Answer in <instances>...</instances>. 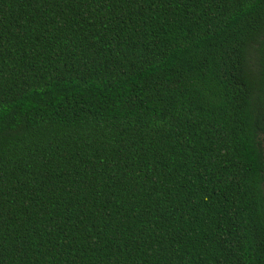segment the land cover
Wrapping results in <instances>:
<instances>
[{"label":"trees","instance_id":"16d2710c","mask_svg":"<svg viewBox=\"0 0 264 264\" xmlns=\"http://www.w3.org/2000/svg\"><path fill=\"white\" fill-rule=\"evenodd\" d=\"M0 264H264V0H0Z\"/></svg>","mask_w":264,"mask_h":264}]
</instances>
